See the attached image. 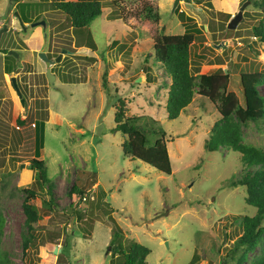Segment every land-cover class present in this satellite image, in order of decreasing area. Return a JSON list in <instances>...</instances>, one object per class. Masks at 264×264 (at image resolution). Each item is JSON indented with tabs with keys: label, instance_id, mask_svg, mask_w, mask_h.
<instances>
[{
	"label": "rangeland",
	"instance_id": "1",
	"mask_svg": "<svg viewBox=\"0 0 264 264\" xmlns=\"http://www.w3.org/2000/svg\"><path fill=\"white\" fill-rule=\"evenodd\" d=\"M50 1L0 0V27L6 24L0 36V249L8 252L10 264H112L118 258L110 251L116 227L123 241L147 245L146 258L153 264H236L237 253L230 248L239 232L238 215L255 212L245 202V187L226 183L242 172L240 154L229 147H204L220 115L207 97L195 92L177 117H166L170 79L153 65L151 53L157 31L184 30L177 10L184 11L204 26L190 46L192 65L203 72L228 70V89L241 100L239 71L264 68V42L253 34L259 7L253 0H178L174 7V0H100L102 12L78 27ZM145 1L160 13L158 20L142 16ZM243 1L241 17L227 27ZM18 9L30 16L23 21L26 29L14 13ZM38 19L45 24H29ZM2 47L18 52L16 69L4 70ZM39 50L54 60L53 86ZM120 103L125 113L141 116L140 122L152 117L164 129L170 173L123 152L126 135L112 130ZM17 118L24 122L17 124ZM242 135L264 147V121L249 120ZM36 155L53 182L54 201L47 204L46 184L43 196L31 199L39 218L24 250L21 187H38L35 169L28 166ZM73 184L85 190L83 195Z\"/></svg>",
	"mask_w": 264,
	"mask_h": 264
},
{
	"label": "trees",
	"instance_id": "2",
	"mask_svg": "<svg viewBox=\"0 0 264 264\" xmlns=\"http://www.w3.org/2000/svg\"><path fill=\"white\" fill-rule=\"evenodd\" d=\"M112 1L115 2V0ZM253 2L260 9L259 23L253 26V34L264 42V0H253ZM50 4L64 12L71 25L78 27L89 24L102 12L100 0H51ZM142 8V16L154 20L160 18L157 9H153L147 1L143 3ZM17 11L24 22L30 21L28 13L24 14V17L21 9ZM177 12L184 21V30L179 33L157 31L153 36L151 53L153 65H157L161 72L170 79L167 83L163 106L166 117L168 119L177 117L180 111L191 102L195 92L214 103L220 115L210 126L204 147L208 151L222 146L238 151L243 164L242 172L237 178L228 179L226 183L243 185L246 191L245 202L255 207L253 214L238 215L239 232L233 240L230 252L236 251V264H243L246 260H249L248 264H264V147L246 142L242 137L243 124L249 120L264 121V90L261 87L264 84V68L239 71L242 93L240 100L234 90L228 89L230 76L228 70L218 67L211 72H203L199 71L198 66L192 65L190 46L200 36L204 26L203 24L198 25L184 11L177 10ZM223 25L226 27V23ZM1 51L5 53L4 70L8 72L16 69L19 64L18 57L6 53L7 47H2ZM88 58L94 57L91 55ZM125 109L123 103L116 107L114 112L116 123L112 127V130H121L126 135L121 142L123 152L131 158H139L149 163L160 171L170 173L172 164L164 129L157 126V120L154 118L140 122L141 116L127 114ZM16 122L22 124L24 119L17 118ZM34 125L36 126L37 123L34 122ZM40 137L41 130L34 137L36 151L40 145ZM30 162L32 164L30 167L35 169L34 181L38 187L35 185L21 187L24 193L22 209L25 217L21 229L24 250L28 247L33 235L31 231L33 223L39 218L37 208L31 199L43 196L42 188L46 184L50 196L47 204H52L54 201L53 182L47 175L44 160L36 155L31 158ZM72 189L80 196L85 192L75 184L72 185ZM113 209L109 208L110 211ZM2 222L3 217L0 216V226ZM51 236L56 240L59 235L53 231ZM110 244L111 253H115L118 257L112 264H153L146 258L150 248L135 239L123 241V234L119 227L113 229ZM256 247L260 248L259 252L249 258V253ZM60 252H63V246ZM0 264H10L9 254L5 249H0Z\"/></svg>",
	"mask_w": 264,
	"mask_h": 264
},
{
	"label": "water",
	"instance_id": "3",
	"mask_svg": "<svg viewBox=\"0 0 264 264\" xmlns=\"http://www.w3.org/2000/svg\"><path fill=\"white\" fill-rule=\"evenodd\" d=\"M178 0H174V4H173V7L177 4ZM246 2L243 1L242 4L240 5L238 11L235 13V15L227 22V27H234L238 21V19L241 17V13H242V9L244 8ZM14 13L17 15V18H18V21L19 23L21 24L22 28H26V25L24 24L23 20L20 18V16L18 15V11L17 10H14ZM38 24H41V25H44L45 24V21L44 19H39V20H35V21H32L30 22V25L31 26H34V25H38ZM6 28V24H4L1 28H0V35H1V32ZM7 53L8 54H13L15 55L16 57L18 56V52L15 50V49H12V48H9L7 49ZM38 55L45 61L46 63V69H45V74H46V77L49 81V84L51 86L54 85V79H55V74L53 72H51L50 70V64L54 62L53 59L49 58L47 55H46V52L43 51V50H40L38 52ZM61 57V54L59 53L56 57H55V60H58L60 59ZM137 80L136 81H139L141 79V77H136ZM11 81L14 85V88L17 92V94L21 97L22 93L16 83V80H15V77L12 76L11 77ZM21 101L23 102V98H21ZM22 165H24V162L21 163ZM32 164L31 163H28V166H31ZM108 248H110V245L108 246Z\"/></svg>",
	"mask_w": 264,
	"mask_h": 264
},
{
	"label": "flooded vegetation",
	"instance_id": "4",
	"mask_svg": "<svg viewBox=\"0 0 264 264\" xmlns=\"http://www.w3.org/2000/svg\"><path fill=\"white\" fill-rule=\"evenodd\" d=\"M38 20H39V19H38ZM29 24H30V23H29ZM0 28H1V27H0ZM23 29H24V28H23ZM25 29H26V28H25ZM2 32H3V31H2ZM2 32H1V33H2ZM0 36H1V35H0ZM8 49H9V48H8ZM39 51H40V50H39ZM39 51H38V52H39ZM6 53H7V52H6ZM46 55H47L49 58L51 57V55H49V54H47V53H46ZM57 55H58V54H56L55 56H57ZM51 59H52V58H51ZM50 70H51V67H50ZM12 84H13V83H12ZM13 86H14V85H13Z\"/></svg>",
	"mask_w": 264,
	"mask_h": 264
}]
</instances>
